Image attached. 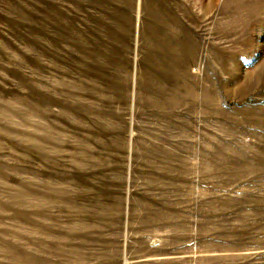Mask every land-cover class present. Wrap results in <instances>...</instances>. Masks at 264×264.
Segmentation results:
<instances>
[{
  "label": "rangeland",
  "instance_id": "374dc122",
  "mask_svg": "<svg viewBox=\"0 0 264 264\" xmlns=\"http://www.w3.org/2000/svg\"><path fill=\"white\" fill-rule=\"evenodd\" d=\"M0 264H264V0H0Z\"/></svg>",
  "mask_w": 264,
  "mask_h": 264
}]
</instances>
